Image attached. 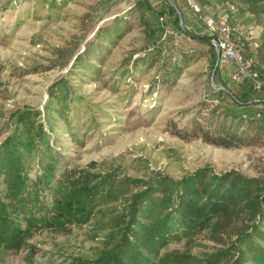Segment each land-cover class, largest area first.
I'll list each match as a JSON object with an SVG mask.
<instances>
[{
	"label": "trees",
	"instance_id": "16d2710c",
	"mask_svg": "<svg viewBox=\"0 0 264 264\" xmlns=\"http://www.w3.org/2000/svg\"><path fill=\"white\" fill-rule=\"evenodd\" d=\"M44 1L50 6L69 2ZM233 1L241 11L264 18V0ZM146 3H134L141 15L143 4L149 6ZM117 17L99 27L76 56L75 64L84 73L98 74L92 59L100 60L106 44L115 45L126 34L125 17ZM167 29L187 33L179 19L175 26L165 28L164 34ZM148 32L154 36V45L131 60L126 78L142 71L137 65L153 64L161 54V38ZM191 35L211 49L212 74L220 87L212 88L210 99L216 104L203 103L209 107L205 116L200 117L199 112L191 127L183 129L172 122V132L183 139L202 138L223 147L264 144V86L255 92L248 81H233L234 64L225 60L233 66L223 68L220 58L216 65L209 36ZM177 47L165 63L164 83L172 82L171 76L181 73L191 57L182 40ZM245 57L251 58L253 68L264 76V28L254 55ZM70 93L65 79L51 86L45 105L49 117L54 111L68 113L75 103ZM42 114L28 106L15 109L9 116L11 130L0 140L1 252L15 250L27 234L40 230L70 233L102 215L106 219L101 229L106 231L104 247L92 258L70 256L65 264H264V173L216 172L205 165L179 177L159 170L134 177L116 166L95 171L92 162L87 168L67 167L57 175L53 126L49 123L45 128ZM182 239L184 250L164 251ZM201 239L212 242L214 250L192 253ZM37 252L30 245L25 260L32 261ZM54 262L47 259V264Z\"/></svg>",
	"mask_w": 264,
	"mask_h": 264
},
{
	"label": "rangeland",
	"instance_id": "374dc122",
	"mask_svg": "<svg viewBox=\"0 0 264 264\" xmlns=\"http://www.w3.org/2000/svg\"><path fill=\"white\" fill-rule=\"evenodd\" d=\"M135 2L69 0L50 6L44 0H0V140L11 130V112L28 106L43 112L46 129L49 123L53 126L51 144L58 154L57 175L67 167L87 168L92 162L95 171L116 166L134 177H146L157 170L179 177L205 165L216 172L264 173V144L223 147L202 138L183 139L172 132V122L180 129L191 127L199 112L200 117L206 115L209 107L203 103L216 104L210 99L212 88L220 86L212 74L211 49L191 35L207 33L187 28L193 15L186 0H177L174 5L187 33L180 35L173 29L176 35L167 36L164 30L170 26L159 19L156 9L163 4H143L141 15ZM116 16L125 17L126 34L115 45L106 44L100 60L92 59L98 74L84 73L75 64L76 56L98 28ZM245 20L241 18L239 25L245 27ZM253 20L251 25L256 24ZM148 29L161 38V54L153 64L137 65L142 71L126 78L131 60L154 45ZM180 40L191 57L181 73L171 76L172 82L164 83L165 63L177 51ZM222 65L226 69L233 66L229 61ZM63 79L75 103L67 114L54 111L49 117L45 111L49 90ZM105 221L98 215L70 233L40 230L27 234L15 250L0 251V264H47V259L65 264L70 256L92 258L104 247L106 231L101 229ZM30 245L38 252L28 262L25 258ZM213 246L201 239L192 253H210ZM185 247L182 239L164 251Z\"/></svg>",
	"mask_w": 264,
	"mask_h": 264
},
{
	"label": "built area",
	"instance_id": "2783aa9c",
	"mask_svg": "<svg viewBox=\"0 0 264 264\" xmlns=\"http://www.w3.org/2000/svg\"><path fill=\"white\" fill-rule=\"evenodd\" d=\"M186 3L193 14L203 19L210 43L216 52H220L222 60H229L234 64L232 80L237 83L248 81L255 92H260L264 86V76L253 68V60L245 57L238 43L248 41L251 38L250 34L243 33L238 27L229 23L226 14L214 18L200 0H186ZM229 9L234 11L236 7L231 4ZM159 19L164 21V16H160ZM167 33L176 35L174 30L167 29L164 35Z\"/></svg>",
	"mask_w": 264,
	"mask_h": 264
},
{
	"label": "crops",
	"instance_id": "0c3cea01",
	"mask_svg": "<svg viewBox=\"0 0 264 264\" xmlns=\"http://www.w3.org/2000/svg\"><path fill=\"white\" fill-rule=\"evenodd\" d=\"M161 1L159 3L157 2L156 3L163 4L159 7L162 9V11L160 10L157 11L160 12L159 14L161 16H164L166 25L175 26L178 19L180 24L184 23L183 18L182 20H180V17H182V15L178 11L177 7L174 5L177 4V0H169V1L161 0ZM200 1L207 6V8L210 11V14L214 18H218L226 14L229 23H232L233 25L238 27L243 33L250 34L251 38L248 41L238 42V43L241 46L243 52H245L244 55L247 56L254 55V52L256 51L259 45L261 32L264 28V18L258 17L249 11H241V9L236 4H235L236 9L234 11L230 10L229 6L231 4L234 5V3L230 2L231 0H200ZM156 3L155 2L153 3L151 0H149L147 1L146 4H156ZM191 15H193V18L192 21H190L187 28L192 27L195 31L199 29L200 32L206 31L203 19H199L198 16L193 14V12L191 13ZM243 17L246 18L245 27L239 25L238 23ZM253 19H256V24L253 23L251 25L250 21H254Z\"/></svg>",
	"mask_w": 264,
	"mask_h": 264
},
{
	"label": "water",
	"instance_id": "95a60500",
	"mask_svg": "<svg viewBox=\"0 0 264 264\" xmlns=\"http://www.w3.org/2000/svg\"><path fill=\"white\" fill-rule=\"evenodd\" d=\"M220 58H221V55H220V52L218 51V52H216V65L219 64V62H220ZM213 78H214V77H213Z\"/></svg>",
	"mask_w": 264,
	"mask_h": 264
}]
</instances>
